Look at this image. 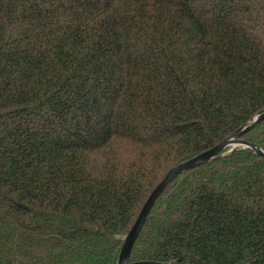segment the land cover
<instances>
[{
	"label": "trees",
	"instance_id": "obj_1",
	"mask_svg": "<svg viewBox=\"0 0 264 264\" xmlns=\"http://www.w3.org/2000/svg\"><path fill=\"white\" fill-rule=\"evenodd\" d=\"M262 111L264 0H0V264H117ZM222 153L131 260L264 264V157Z\"/></svg>",
	"mask_w": 264,
	"mask_h": 264
},
{
	"label": "water",
	"instance_id": "obj_2",
	"mask_svg": "<svg viewBox=\"0 0 264 264\" xmlns=\"http://www.w3.org/2000/svg\"><path fill=\"white\" fill-rule=\"evenodd\" d=\"M264 119V111L256 113L248 123L242 125L232 134L224 138L222 141L216 145L195 154L179 163L174 165L167 174L162 178V180L153 188L147 199L145 200L142 208L140 209L137 218L135 219L133 225L126 233L117 264H172L169 262L155 260V259H139L131 260L130 255L134 242L136 241L139 233L146 222L147 216L154 205L158 196L163 192L166 186L171 182V180L181 172L188 169L194 168L205 162H208L216 157L221 156L225 149L232 150L234 147L243 145L249 146L255 150L256 153L264 157V148L252 141L244 139L242 135L253 128L259 121Z\"/></svg>",
	"mask_w": 264,
	"mask_h": 264
}]
</instances>
